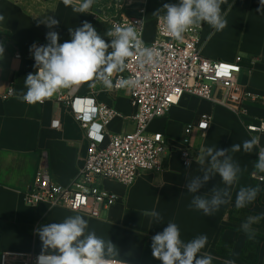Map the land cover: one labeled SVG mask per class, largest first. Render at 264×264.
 Listing matches in <instances>:
<instances>
[{
    "label": "crops",
    "instance_id": "0c3cea01",
    "mask_svg": "<svg viewBox=\"0 0 264 264\" xmlns=\"http://www.w3.org/2000/svg\"><path fill=\"white\" fill-rule=\"evenodd\" d=\"M178 2L148 0L145 33L148 42L154 39L156 32L157 15L153 13L165 3ZM104 7L106 0H94L90 13L77 14L71 7H65L63 0H0V14L5 16V20L0 22V43L5 50L3 58H0V250L41 253L37 229L79 214L88 221V231H95L98 237L111 240L117 247L119 255L110 259L121 264H162L153 257L151 243L152 237L163 232L169 221L179 226L184 242L206 235L207 244L199 255L210 254L214 258L212 264H224L226 260H233L235 264H251L242 259L247 237L241 225L249 217L264 216V185L257 178L263 173L254 167L259 145L250 154L242 148L240 152L229 153L242 171L230 189V202L221 205L212 216L189 209L194 194L187 191L185 184L202 174L196 162L202 149H230L233 144L242 145L252 136L259 137V144L264 142V132L248 129L249 125H259L264 121V10L257 11L260 0H227L221 6L222 15L227 20L222 31L214 30L207 23L201 24V53L212 60L234 61L240 58L242 69L237 84L228 94L222 85L217 84L213 90L214 100L186 95L166 116L150 123L149 132H162L172 145L164 155L160 169L141 173L129 185L113 179H99L101 186L118 197L117 202L104 210L100 217L48 202L36 205L26 202L25 192L39 166L48 168L55 183L69 186L84 163L88 140L70 105L56 100L55 94L36 104L16 98L17 94L26 92L24 80L27 74L35 73L36 68L34 61L14 58L13 53L34 41H47L46 33L49 31L59 33L61 44L70 41L69 28L80 27L85 20L108 41L102 22L95 16ZM47 16L57 19L59 26L46 27L42 21ZM10 86H13L14 94L5 99L3 94ZM247 88L257 96L256 100H243ZM68 92L74 97L93 96L97 102L114 107L119 115L109 124L108 132L133 130L128 90L104 91L98 86L93 92L90 84L84 83L70 87ZM202 114H210L212 120L207 130L195 128L191 132L190 149L195 158L186 165L180 151L185 127L196 124ZM54 120H59V127L53 126ZM257 185L261 191L255 201L245 207L252 214L244 215L243 223L231 220L227 210L235 204L239 188ZM214 186L225 187L218 174L197 195L210 197L209 191ZM152 210L163 216V222L156 223L152 217L143 215L145 211ZM253 224L251 231L264 235L261 219ZM218 240L232 245V251L217 252ZM255 264H264V241Z\"/></svg>",
    "mask_w": 264,
    "mask_h": 264
},
{
    "label": "built area",
    "instance_id": "2783aa9c",
    "mask_svg": "<svg viewBox=\"0 0 264 264\" xmlns=\"http://www.w3.org/2000/svg\"><path fill=\"white\" fill-rule=\"evenodd\" d=\"M147 2L148 0H106V7L95 13L103 24L104 36L114 25L134 26L143 44L157 53L156 62L147 66L141 64L139 56L134 54L126 61L127 69L113 77L114 85L120 77H131L139 81L136 87L126 89L131 100L133 130L108 132L109 124L119 113L114 107L97 102L93 96L74 97L68 92L69 88L55 93L56 100L70 105L75 119L85 131L88 140L86 156L77 177L67 187L55 183L46 166H39L24 195L28 204L48 202L91 217H100L104 210L117 202L118 197L113 191L101 186L99 179L108 178L132 184L141 173L160 169L164 155L172 148L171 142L162 132H149V125L153 120L166 116L186 95L214 100L215 85H222L228 94L237 84L238 74L242 69L240 58L225 61L205 57L201 53V25L190 28L183 34V40L177 41L168 34L164 22L157 16L155 37L148 42L145 39ZM105 37L110 42L111 38ZM34 43L40 46L48 42L34 41L26 48H17L13 57L34 61L29 51ZM98 86L107 91L100 83L91 86L92 91L95 92ZM123 89L125 88L117 86L111 91ZM13 94V86H10L3 98H9ZM256 99L257 96L247 88L243 100ZM211 120L210 114H202L196 124L185 127L180 151L186 165L191 164L195 158L190 149L191 132L195 128L207 130ZM59 125V120H54L53 126ZM248 129L264 132V121L259 125H249ZM258 145L259 150L264 148V142ZM257 178L264 185V173L257 175ZM39 254L0 250V264H36Z\"/></svg>",
    "mask_w": 264,
    "mask_h": 264
},
{
    "label": "clouds",
    "instance_id": "9594fccd",
    "mask_svg": "<svg viewBox=\"0 0 264 264\" xmlns=\"http://www.w3.org/2000/svg\"><path fill=\"white\" fill-rule=\"evenodd\" d=\"M94 0H63L65 7H71L77 14L90 13ZM227 0H179L178 3H165L153 14L163 22L168 34L177 41L183 40V34L190 28L207 23L216 31H222L227 26V20L222 15V5ZM264 10V0H260L257 11ZM161 13H163L161 15ZM5 16L0 14V22ZM49 29L59 26V21L47 16L42 21ZM70 41L59 43V33H46V45L33 44L32 53L37 69L35 73L27 74L24 84L26 92L17 94L16 98L28 104L42 103L61 89L89 83L95 86L100 83L105 90L114 87L133 88L139 81L129 77H120L116 84L113 77L123 73L128 65L126 61L134 54L140 58L143 65H152L157 60V53L147 47L137 34L134 26L114 25L105 32L111 38L110 42L102 38L95 27L87 20L77 28H69ZM111 49V51H109ZM4 46L0 43V58L4 56ZM259 144V137L252 136L241 144H233L230 149L207 147L201 150L196 161L201 167V175L192 177L185 184L188 192L193 193L189 209L200 210L205 216H212L220 206L231 200V187L237 183L241 167L233 161L229 153H251ZM207 164V166H205ZM259 173H264V148H260L254 165ZM219 175L225 187L214 186L206 194L197 195L207 182ZM261 191L260 187L247 186L239 188L236 194L235 207L241 209L255 201ZM156 223L163 222V216L155 211H145ZM264 216L249 217L241 228L251 237V225ZM88 221L81 215L66 217L62 222L49 223L40 226L37 234L41 240V253L36 264H114L111 257L119 255L117 247L111 240L105 241L98 237L95 231H88ZM207 244V236L200 235L184 242L181 239L179 226L169 221L163 232L152 237L151 249L155 259L162 264H212L213 257L205 253L199 255ZM224 264H235L226 260Z\"/></svg>",
    "mask_w": 264,
    "mask_h": 264
},
{
    "label": "trees",
    "instance_id": "16d2710c",
    "mask_svg": "<svg viewBox=\"0 0 264 264\" xmlns=\"http://www.w3.org/2000/svg\"><path fill=\"white\" fill-rule=\"evenodd\" d=\"M228 217L236 222L243 223L245 218L244 215L252 214L247 208L237 209L235 204L231 205L227 210ZM262 225L264 224V218H261ZM254 226V224H252ZM239 230V229H238ZM245 233V231H243ZM252 232V231H251ZM254 235L251 237L246 233V243L242 250V259L251 264H255L259 260V251L261 243L264 241V235H261L257 232H252ZM233 246L230 244H225L221 240H218L216 243L215 249L219 253H230L232 251Z\"/></svg>",
    "mask_w": 264,
    "mask_h": 264
}]
</instances>
